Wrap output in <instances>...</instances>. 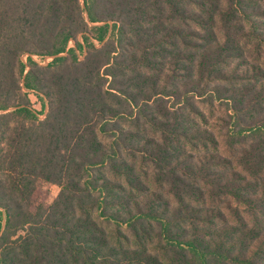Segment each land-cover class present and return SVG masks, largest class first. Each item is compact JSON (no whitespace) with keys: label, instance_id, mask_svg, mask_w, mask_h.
I'll return each instance as SVG.
<instances>
[{"label":"trees","instance_id":"obj_1","mask_svg":"<svg viewBox=\"0 0 264 264\" xmlns=\"http://www.w3.org/2000/svg\"><path fill=\"white\" fill-rule=\"evenodd\" d=\"M263 55L264 0H0V264H264Z\"/></svg>","mask_w":264,"mask_h":264},{"label":"rangeland","instance_id":"obj_2","mask_svg":"<svg viewBox=\"0 0 264 264\" xmlns=\"http://www.w3.org/2000/svg\"><path fill=\"white\" fill-rule=\"evenodd\" d=\"M74 46V42H71L70 47ZM27 59L25 58V61ZM34 60L37 61L38 63H40L41 65H47L52 59L48 58V59H41L39 57H34ZM261 64L264 67V55L262 57L261 60ZM236 67V65H232V68ZM30 99L32 101L33 104V108L36 109L37 111H41L43 112V114L40 116L41 119H44L46 114L49 111V106L48 104H46L45 109L43 110L42 108V103L41 101L37 98V96H35L34 94L30 95ZM216 108L213 111V114L211 113V110L206 106V105H202L201 108L203 109V111L205 112V115L207 116L208 120H209V124H210V128L213 130V132L215 133V135L217 136L219 142H220V150L221 152H224L225 150V129L222 126V122H221V118L224 116L225 111L224 108H222L221 106H218V104H216ZM60 192L59 187L55 186V185H49L47 183H42L40 182L37 188V191L35 193V203L36 204H44V205H50L51 203H53L54 200H56V198L58 197ZM233 207L234 209H238L240 208L238 206V203L235 202L233 200ZM223 208L226 211V218L224 221V225L221 224L219 226L220 229H223V231L225 230H233L235 229L239 224V218L234 214V212L232 210H230L227 204H220L218 206H215V208ZM241 212H245L246 209L245 208H240ZM245 218L248 219V216L245 212ZM249 229L245 228L244 226H240L239 228V237L233 235L232 238H235V240H239L242 235L244 234H248L249 235ZM243 242H246L245 245L243 246L244 249H249L248 251H252L253 253L257 254V251H260L262 248H264V239L262 238L259 242L256 243H252V241L244 239ZM236 245V244H235ZM237 253V248L235 246V252L234 254L236 255Z\"/></svg>","mask_w":264,"mask_h":264}]
</instances>
